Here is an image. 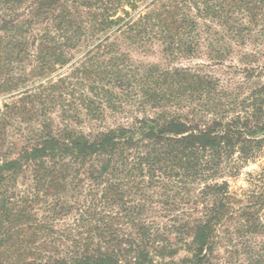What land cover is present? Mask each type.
<instances>
[{
	"label": "trees",
	"instance_id": "trees-1",
	"mask_svg": "<svg viewBox=\"0 0 264 264\" xmlns=\"http://www.w3.org/2000/svg\"><path fill=\"white\" fill-rule=\"evenodd\" d=\"M2 97L0 264H264V0H0Z\"/></svg>",
	"mask_w": 264,
	"mask_h": 264
},
{
	"label": "rangeland",
	"instance_id": "rangeland-1",
	"mask_svg": "<svg viewBox=\"0 0 264 264\" xmlns=\"http://www.w3.org/2000/svg\"><path fill=\"white\" fill-rule=\"evenodd\" d=\"M244 50L249 51V47L244 48ZM123 51L127 52V50L123 49ZM129 54L133 57L136 61H141L143 63L148 64H156L162 68L165 67H196L198 65L205 64L207 65V68L203 69V72L212 75L214 77H225V70L227 66L231 64H235L236 60H227L223 63L222 66L218 67H210L209 61L205 55H199L197 58L193 59H173V58H167L162 53V48L160 47L159 43H154L152 46L148 47L146 53H142L141 51L134 50V49H128ZM239 77L235 76V79H238ZM65 97H68L65 92H63ZM7 97V96H6ZM3 100H5V97L0 98V105H3ZM57 109V108H56ZM55 115V114H53ZM126 115H120V114H112L107 113L105 119L103 121H91L88 119H84L81 124H79L77 127L82 130L83 132L88 131H97V130H104L110 127H114L115 125L125 123L126 121H129V117L126 118ZM138 116H142V114H139ZM264 172V154L258 161L254 164H251L247 166L246 168L242 169L239 173V175L235 178L229 179V188L231 191H237L239 189L242 190H248L249 189V182L248 180V173L257 174ZM181 256H183V253L180 252L174 260L177 261Z\"/></svg>",
	"mask_w": 264,
	"mask_h": 264
}]
</instances>
